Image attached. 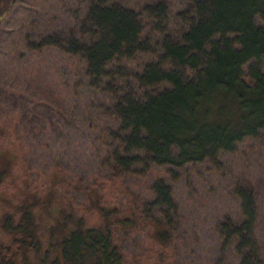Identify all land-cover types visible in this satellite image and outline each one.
I'll return each mask as SVG.
<instances>
[{
  "label": "trees",
  "instance_id": "trees-1",
  "mask_svg": "<svg viewBox=\"0 0 264 264\" xmlns=\"http://www.w3.org/2000/svg\"><path fill=\"white\" fill-rule=\"evenodd\" d=\"M175 31L170 5H145L142 12L113 0H95L87 16L65 38L46 36L30 48L55 47L86 63L90 88L114 101L108 115L109 171L104 183L83 184L59 167L48 185L53 197L84 196L86 211L66 206L58 218L65 235L61 258L51 264H147L129 258L124 240L149 225L167 235L175 228L179 205L173 186L158 179L153 199L123 205L107 201L105 193L119 189L126 178L145 176L168 167L179 181L187 165L212 162L234 153L247 139L264 133V0H185ZM8 10L0 0V23ZM151 33H150V32ZM160 38L157 40L156 35ZM138 57H151L133 69ZM244 221L227 218L218 228L224 250L235 242L241 264H264L256 239L258 211L252 190L237 187ZM88 213L96 214L93 222ZM31 214L33 242L38 236ZM150 224H147V223ZM167 234V235H166ZM166 235V236H165ZM0 252V264H16ZM157 253L154 264H176Z\"/></svg>",
  "mask_w": 264,
  "mask_h": 264
},
{
  "label": "rangeland",
  "instance_id": "rangeland-1",
  "mask_svg": "<svg viewBox=\"0 0 264 264\" xmlns=\"http://www.w3.org/2000/svg\"><path fill=\"white\" fill-rule=\"evenodd\" d=\"M93 1L2 0L8 11L0 23V252L7 255L10 250L16 264L60 260L65 230L58 218L67 205L86 212L82 194L59 198L47 192L57 167L86 185L105 184L111 173L106 159L112 140L107 134L116 126L107 109L114 101L90 88L82 59L55 47L32 51L29 45L56 34L66 38L85 19ZM113 1L138 12L145 5L168 2L175 31L181 28L177 16L187 5L185 0ZM149 58L138 57L130 67L140 69ZM220 156L218 166L210 161L187 165L179 181L163 166L145 176L130 175L123 187L105 193L107 201L126 205L136 195L151 201L158 179L173 186L179 215L175 228L166 234L170 246L163 247L164 232L158 238L157 229L147 225L124 240L130 259L138 256L154 264L157 253L164 251L176 264H241L235 242L224 250L218 228L227 218L238 224L244 221L236 194L237 187H244L254 192L255 233L264 262V133L260 139L242 142L236 152ZM28 214L34 221L32 229L36 226V245ZM92 214L88 213L91 221H98Z\"/></svg>",
  "mask_w": 264,
  "mask_h": 264
}]
</instances>
